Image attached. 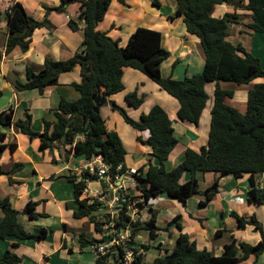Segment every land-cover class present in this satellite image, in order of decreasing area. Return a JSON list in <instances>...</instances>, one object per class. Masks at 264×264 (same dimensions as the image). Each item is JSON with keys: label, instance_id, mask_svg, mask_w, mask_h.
<instances>
[{"label": "trees", "instance_id": "16d2710c", "mask_svg": "<svg viewBox=\"0 0 264 264\" xmlns=\"http://www.w3.org/2000/svg\"><path fill=\"white\" fill-rule=\"evenodd\" d=\"M76 1L80 3V14L77 20L69 19L68 26L74 31L78 30L79 26L83 28L84 38L80 51L65 61L44 60L40 71L27 69V81L24 84L15 82L13 85L16 91L37 89L42 92L45 87L57 85L61 75L79 67L80 81L71 83L75 97L60 98L54 111V120L44 121L42 133L31 129L32 115L27 111L22 113L21 119H14L11 109L0 112V126H13L18 133L30 140L39 139L40 152L60 145L62 148L68 147L75 158L90 160L92 157L101 156L108 167L109 175H124L127 173L124 164L127 152L117 132L108 129L100 110L95 111L94 103L98 96L106 100L123 91V69L132 68L147 76L177 101V120L193 125L198 124L208 101L205 85L215 83L206 146L198 151L186 149L182 161L169 171L165 169V162L178 141L166 110L155 105L135 121L124 109L111 102V108L118 111L124 122L134 131L149 132L147 139L136 138L151 150L147 169L144 171L140 168L132 173L136 180L134 187L139 192L137 197L143 199L146 207L150 200L161 195L181 204H185L192 197L200 196V205L205 206L218 193L221 178H241L248 174L250 189L247 201L264 206V183L258 187L254 180L256 175L264 174V83L255 84L248 91L244 114L225 103V98H231L233 92L220 88L221 82L240 86L264 78V68L260 60L240 44L234 46L227 40L228 28L236 23L239 15L226 13L221 18L210 15L215 5L228 4L232 0H173L176 9L174 17L170 19L182 18L186 32L199 39L205 57L201 73L182 80L164 78L161 75L160 66L170 54L162 47L159 32L137 28L125 47H120L118 40L96 30L97 24L103 20L113 0H60L57 7L44 8L45 17L42 20H35L26 13L20 2L12 0L7 9L8 34L4 54H10L15 48L26 53L33 31L47 26L48 14L62 13L67 4ZM153 3L159 5L158 0H153ZM246 9L252 12V22L247 28L264 34V0H247ZM125 101L134 109L139 108L142 103L141 97H137L136 93L127 94ZM4 138L5 135L0 134V141L3 142ZM7 148L14 151L16 145L0 143V159ZM19 168L21 164L16 163L10 171L5 172L0 166V175H7L12 183L10 176ZM199 173L216 174L212 184L204 190L199 189ZM184 174H188L189 178L181 182ZM65 178L72 184L78 205L72 214L73 219L88 218L94 230L98 232L99 224L94 212L98 211L101 204L96 200L89 203V198L82 197L86 187L84 182H76V177L71 175ZM35 205L29 202L24 208V213L30 219L39 216L35 213ZM0 214V239L12 236L21 240L41 242L49 234L46 229H41L37 234L23 230L17 224L19 212L12 208L7 199L0 201ZM144 216L143 223L133 225V237L138 231L146 230L149 240L155 241L160 231L167 233L172 225L176 226L179 234L171 250L163 249V253L150 263L142 262V258H139L137 264H238L251 256L258 258L264 253V231L255 216H239L233 211L230 213L239 229L252 226L253 230L260 234V240L255 244H248L232 239L224 245L219 256H213L205 249H198L195 242L181 233L180 215H175L162 229L157 225L156 211L149 208ZM122 219L125 221L126 217L123 215ZM220 233L217 231L215 235ZM96 242V239L86 240L82 236L78 238L81 248ZM159 246L160 244L156 247L158 250ZM150 248L149 244L142 245L145 254ZM109 260V255L98 256L95 264H107ZM0 263L20 264L21 259L14 252L7 250Z\"/></svg>", "mask_w": 264, "mask_h": 264}, {"label": "crops", "instance_id": "0c3cea01", "mask_svg": "<svg viewBox=\"0 0 264 264\" xmlns=\"http://www.w3.org/2000/svg\"><path fill=\"white\" fill-rule=\"evenodd\" d=\"M11 1L0 0V112L11 109L14 119H21L22 113L27 111L32 115L31 129L42 133L44 121L54 120V111L60 98L75 97V90L71 83L80 81V68L77 67L61 75L57 85L45 87L42 92L37 89L16 91L13 85L15 82L24 84L27 81V69L40 71L44 60L65 61L80 51L84 38L83 28L79 26V29L74 31L68 26L69 19H78L80 3L76 1L67 4L62 13L50 12L47 16V26L33 31L29 50L26 53L15 48L10 54L5 55L4 48L8 34L7 9ZM17 1L35 20H42L45 17L44 8H54L60 4V0ZM158 2L157 6L153 0H123V2L113 0L105 17L97 24L96 30L105 32L111 38L118 40L120 47H125L129 37L137 28L157 31L161 34L162 47L170 54L160 66L162 77L182 80L201 73L205 57L199 39L186 32L182 18L170 19L175 15L174 2L169 0H158ZM246 6L247 0L243 2L232 0L228 4L215 5L210 15L214 18H221L226 13L239 15L236 23L228 28L227 40L234 46L240 44L263 65L264 53L261 55L260 51L264 52V34L255 33L247 28V25L252 22V12L248 11ZM122 83L123 91L106 99L99 110L106 120L108 129L117 132L127 152L124 156L127 173H133L140 168L144 171L147 169L151 160V150L139 143L136 138L147 139L149 132L134 131L124 122L119 112L111 108V102L124 109L135 121L139 120L142 114H147L155 105L166 110L172 122L174 136L178 141L165 162L167 171L182 161L186 149L198 151L206 146L215 83L205 85L208 101L197 125L178 121L177 101L140 71L124 68ZM259 83H264V79L258 78L240 86L221 82V89L233 92L231 98H225V103L239 112H241L239 108L241 106L245 113L248 91ZM130 93H136L137 97H141L142 103L139 108L134 109L127 105L125 96ZM3 97L6 98L3 99ZM0 134L5 135L4 141L0 143L16 145L14 151L7 148L3 152L0 159L2 170L7 172L14 164H21V168L10 176L12 183L9 182L7 175H0V201L7 199L12 208L19 212L17 224L27 233L37 234L41 229L49 232L41 242L21 240L12 236L0 239V259L7 250H10L21 259L20 264H95L97 256L91 251L90 246L81 248L78 238L82 236L86 240H98L99 237L95 238L89 231L88 218L73 219L72 214L78 205L74 198L72 184L65 178L67 175L78 174L84 159L75 158L68 147L62 148L60 145L40 152L39 139L30 140L27 136L18 133L13 126H0ZM205 176L212 184L216 174L203 175V178ZM188 178V174H184L181 182L187 181ZM254 180L256 186L261 187L264 183V174L256 175ZM101 183L96 182L93 189H100ZM249 189L248 174L241 178L226 176L220 179L219 191L207 205H200L202 200L200 196L188 199L185 204L176 201L177 215H180L179 222L182 226L181 233L187 234L189 240L195 242L198 249H205L213 256H219L224 245L232 239L248 244L257 243L260 240V234L255 232L252 226L239 229L235 219L230 216L232 211L235 212L234 210L239 216H255L264 231V206L247 201ZM160 198L163 197L159 196L150 200L143 210V215L147 214L149 208L156 211L157 222L160 213L162 215L165 213L163 208L161 210L154 208L162 207V203L157 201L161 200ZM29 202L36 204L35 213L39 215L36 219H30L24 213V208ZM242 204L246 205L239 214L241 210L239 206ZM212 216L219 218L220 221L234 220L235 224L230 221L231 228H218V230L208 225ZM172 218L173 216L165 218V223ZM204 226L206 230H203ZM217 231L221 232L218 236L215 235ZM94 233L97 234L96 231ZM212 235L222 237L223 240L213 241L210 239ZM224 237H227L226 240ZM238 264H264V253L258 258L251 256Z\"/></svg>", "mask_w": 264, "mask_h": 264}, {"label": "built area", "instance_id": "2783aa9c", "mask_svg": "<svg viewBox=\"0 0 264 264\" xmlns=\"http://www.w3.org/2000/svg\"><path fill=\"white\" fill-rule=\"evenodd\" d=\"M74 176L76 182L86 184L82 197L89 198V203L96 200L101 204L96 215L99 238L90 246L91 251L97 257L109 255L107 264H137L139 258L144 262L145 252L134 244L132 230L135 223L144 222L145 204L141 197L132 196L124 186L125 182L135 186L136 180L132 173L111 176L101 156H95L84 160L78 174ZM94 181L102 182V187L90 191L88 185Z\"/></svg>", "mask_w": 264, "mask_h": 264}, {"label": "rangeland", "instance_id": "374dc122", "mask_svg": "<svg viewBox=\"0 0 264 264\" xmlns=\"http://www.w3.org/2000/svg\"><path fill=\"white\" fill-rule=\"evenodd\" d=\"M173 3V0H169ZM248 46V45H247ZM264 52L260 51V54L262 55ZM263 62V61H262ZM261 66L263 67L264 66V62H263V65L261 64ZM264 68V67H263ZM261 79H264V78H261ZM230 84H233V83H230ZM6 97H3V99H5ZM231 104H235V103H231ZM240 113H244V109L240 106ZM214 173H205V174H201L199 173L198 176H197V179H198V184H199V189L200 190H204L205 188H207L208 186H210L211 184V181H209L207 179V176H205V178H203V175H213ZM96 185V181L94 182H91L88 186L89 190L90 191H94L95 189H93V186ZM125 186L127 187L128 192L133 195V196H138L139 192L138 190L130 183V182H125ZM91 194V193H90ZM160 197H163V198H160L161 200H157V201H160L162 203V207H154L158 210H161V208L165 209V213H163V215L160 213L159 215V220L157 222V225L158 227H160L161 229L165 227V225L167 223H165V218L169 217V216H175L177 215V208H178V204L176 202V200H172V199H169L168 197L164 196V195H161ZM163 199V200H162ZM175 201V202H174ZM175 203V204H174ZM171 204H174V206ZM246 204H242L241 206H239V208L241 209L240 212H238L239 214L241 213L242 211V208L245 207ZM176 207V209H175ZM238 209V208H237ZM235 212H237L236 210H234ZM98 214V211L94 212V215H97ZM246 217V216H245ZM143 218L145 219V216L143 215ZM212 219L209 221L208 225L210 226H214L216 227V229L218 228H221V229H225V228H231L232 226V223L235 224L234 220L232 221L231 219H223V221H220L219 218L217 217H211ZM232 221V223L230 222ZM224 223V225H223ZM207 228L204 226L203 230H206ZM178 229L176 228L175 225H172L167 233L165 231H160L158 233V237L155 239V241H150L149 240V237H148V232L146 230H140L138 231V233L136 234V236H134V244L139 247L140 249H142V245H146V244H149L151 246V248L146 252L145 254V262L147 263H150L152 262L159 254L163 253V249L167 248L169 250H171L174 246V242H175V238L178 234ZM219 230V229H218ZM89 231L92 232L94 234V237L95 238H98V234L94 233V228H93V224L90 223L89 224ZM182 234H185V233H182ZM187 235V234H186ZM188 236V235H187ZM240 236V235H239ZM227 237H224V240H226ZM239 238V237H237ZM209 239V238H208ZM210 239H212L213 241H222L223 238L222 237H216L214 235H212L210 237ZM210 243V241H209ZM158 244H160L159 246V249L156 248L158 247Z\"/></svg>", "mask_w": 264, "mask_h": 264}, {"label": "water", "instance_id": "95a60500", "mask_svg": "<svg viewBox=\"0 0 264 264\" xmlns=\"http://www.w3.org/2000/svg\"><path fill=\"white\" fill-rule=\"evenodd\" d=\"M105 99L101 98V97H96L94 99V103H95V111L98 112L100 107L105 103Z\"/></svg>", "mask_w": 264, "mask_h": 264}]
</instances>
